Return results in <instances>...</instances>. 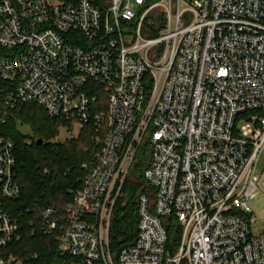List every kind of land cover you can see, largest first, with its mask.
Wrapping results in <instances>:
<instances>
[{
  "label": "built area",
  "instance_id": "2783aa9c",
  "mask_svg": "<svg viewBox=\"0 0 264 264\" xmlns=\"http://www.w3.org/2000/svg\"><path fill=\"white\" fill-rule=\"evenodd\" d=\"M107 1L0 0V82L12 85L0 114V249L20 238L4 205L20 190L3 127L10 109L33 101L99 137L70 201L42 211L40 229L61 255L264 264V234L247 221L249 201L264 194V0ZM144 145L153 199L138 196L136 237L113 255V207Z\"/></svg>",
  "mask_w": 264,
  "mask_h": 264
},
{
  "label": "trees",
  "instance_id": "16d2710c",
  "mask_svg": "<svg viewBox=\"0 0 264 264\" xmlns=\"http://www.w3.org/2000/svg\"><path fill=\"white\" fill-rule=\"evenodd\" d=\"M63 1L71 3L76 0ZM90 1L98 8L108 4L107 0ZM156 1L148 0V3ZM11 88L9 82H0V114L5 109L3 98ZM102 98L105 103L104 95ZM6 118L3 133L13 141L14 175L20 193L16 198L5 201L4 205L7 213L18 219L20 238L0 249V255L6 258L11 253L20 264H85L72 256L61 255L54 234L42 232L40 225L45 208L53 206L61 212L71 199L70 190L79 189L85 174L83 164L90 161L92 145H95L94 129L91 124H84L76 140L52 141L57 134L56 128L65 124V119L48 116L33 101L18 103L9 110ZM19 123L28 124L31 132L39 136L27 142L28 137L17 129ZM38 138L42 139L39 144L36 143ZM147 151L144 145L135 155L122 184L125 196L113 207L108 238L113 255L124 246L131 245L136 237L138 196L144 193L153 199V188L144 180V171L150 160ZM168 239L169 244L174 245L178 231H170Z\"/></svg>",
  "mask_w": 264,
  "mask_h": 264
},
{
  "label": "rangeland",
  "instance_id": "374dc122",
  "mask_svg": "<svg viewBox=\"0 0 264 264\" xmlns=\"http://www.w3.org/2000/svg\"><path fill=\"white\" fill-rule=\"evenodd\" d=\"M82 125H79L77 121L73 119H65V124L59 125L56 128L57 134L52 139V141H56L58 143H63L65 140H76L79 133L81 132ZM17 129L24 136L28 137L27 142L33 141L36 138L38 133L31 132V128L26 123H19L17 125ZM99 139L98 135L94 136L93 142H97ZM96 145H92V149L95 148ZM92 151V150H91ZM85 164V163H84ZM256 174L259 173L262 169H264V150H262L258 161L256 163ZM125 196L123 194L122 198ZM249 209H251L250 214L247 215V221L250 223L251 233L252 235L258 236L264 234V194L257 193L255 197L248 203ZM0 258H4L0 255ZM16 258L15 255L9 254L6 256V259Z\"/></svg>",
  "mask_w": 264,
  "mask_h": 264
},
{
  "label": "water",
  "instance_id": "95a60500",
  "mask_svg": "<svg viewBox=\"0 0 264 264\" xmlns=\"http://www.w3.org/2000/svg\"><path fill=\"white\" fill-rule=\"evenodd\" d=\"M42 142V139L41 138H38L37 140H36V143H41Z\"/></svg>",
  "mask_w": 264,
  "mask_h": 264
}]
</instances>
